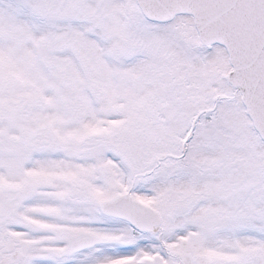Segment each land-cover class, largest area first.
Instances as JSON below:
<instances>
[{"label": "snow or ice", "instance_id": "1", "mask_svg": "<svg viewBox=\"0 0 264 264\" xmlns=\"http://www.w3.org/2000/svg\"><path fill=\"white\" fill-rule=\"evenodd\" d=\"M0 264H264V0H0Z\"/></svg>", "mask_w": 264, "mask_h": 264}]
</instances>
